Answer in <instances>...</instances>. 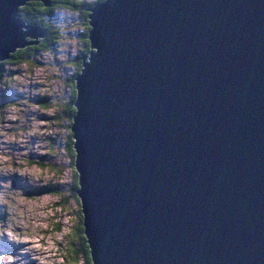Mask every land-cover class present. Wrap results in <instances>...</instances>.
Returning a JSON list of instances; mask_svg holds the SVG:
<instances>
[{"label": "water", "instance_id": "1", "mask_svg": "<svg viewBox=\"0 0 264 264\" xmlns=\"http://www.w3.org/2000/svg\"><path fill=\"white\" fill-rule=\"evenodd\" d=\"M25 3L0 0V61L44 36ZM84 9L69 130L91 263L264 264V0Z\"/></svg>", "mask_w": 264, "mask_h": 264}, {"label": "rangeland", "instance_id": "2", "mask_svg": "<svg viewBox=\"0 0 264 264\" xmlns=\"http://www.w3.org/2000/svg\"><path fill=\"white\" fill-rule=\"evenodd\" d=\"M73 1L78 3L54 6L57 15L48 20L64 29H49L48 50H27L26 60L0 61V234L20 257L3 252L11 264H82L73 258L84 256L75 250L83 246L74 227L82 212L72 188L76 170L67 103L75 70L70 56L82 53L79 39L91 13L84 8L98 2ZM71 108L75 113L76 106Z\"/></svg>", "mask_w": 264, "mask_h": 264}, {"label": "trees", "instance_id": "3", "mask_svg": "<svg viewBox=\"0 0 264 264\" xmlns=\"http://www.w3.org/2000/svg\"><path fill=\"white\" fill-rule=\"evenodd\" d=\"M66 0H50V5L47 6V8H49V11L48 12H41V11H36L38 10V2L37 3H29V8H30V11H27L25 13L21 15H19L21 18H23L25 21H27L29 24L31 25H34V26H41L45 31H46V35L44 37H41L38 39V43L36 44H31L30 45H27L26 47H24L23 49H18L16 52H14L13 54H11V57L5 61H9V62H12L13 60L17 59V58H21L23 60H26L27 59V54H26V51L27 50H41V51H46L48 50L46 45H49V42L48 41V32H49V29L51 30H56V31H59L61 29H64V28H61V27H58V25H55V23L51 20H48V18H53L57 15L56 11H53L54 10V6H56L58 3L60 2H64ZM100 0H96L95 2H99ZM69 4L71 5H75V3H78V1H73V0H69ZM94 2V3H95ZM85 3V2H84ZM83 3V4H84ZM87 3V2H86ZM25 5V4H24ZM23 5V6H24ZM21 6V7H23ZM19 7V9L21 8ZM87 13V12H86ZM87 19V18H86ZM86 30H85V33L83 34V38H80L79 41L81 40L82 41V50H81V54L80 55H77V57H73L72 55L70 56L71 57V62L74 64L75 66V70L71 76V84L70 86L72 87V94L69 95V100H68V106L70 108H68V113H69V118H72V115L74 113V110L73 108H71L74 100H75V97H76V93H75V88H74V78L75 76L78 74V72L80 71L81 69V66H82V58H83V55L85 56L89 50V40L87 39V33H88V30H89V25L86 23ZM68 30V29H66ZM44 44H46L44 46ZM1 64V63H0ZM69 129H70V126L69 125H66ZM72 134L69 132L68 134V137H69V142H68V145L71 146V154H72V158H74V153H73V149H72V144H73V140L71 139V136ZM77 174L75 173V177H74V183H73V190H74V196H76V189L78 188V178H77ZM54 190V189H53ZM77 199V198H76ZM78 201V199H77ZM78 219H79V222H78V225L77 226H74L75 227V231L79 234V238H81V241L83 243V246L81 245L78 248H76V252L77 253H84V256L80 255L79 258H73L74 261H78L79 259L82 260V264H91L90 262V254H89V248H88V245H87V241L85 239V236H84V232H83V220H82V216L80 215L79 213V216H78ZM73 227V229H74Z\"/></svg>", "mask_w": 264, "mask_h": 264}, {"label": "snow or ice", "instance_id": "4", "mask_svg": "<svg viewBox=\"0 0 264 264\" xmlns=\"http://www.w3.org/2000/svg\"><path fill=\"white\" fill-rule=\"evenodd\" d=\"M38 2V7L39 11L41 12H48L49 8L45 7V0H26V3L23 7H21L18 11V15H21L27 11H30L29 8V3H37ZM16 177H12L11 180H16ZM7 187V185H5ZM14 245L8 243V239L6 235L0 234V259H2L5 264H11V257L9 256H2L3 252H8L11 251L12 256H15L17 260L20 259L19 256H16V252L13 250Z\"/></svg>", "mask_w": 264, "mask_h": 264}, {"label": "bare ground", "instance_id": "5", "mask_svg": "<svg viewBox=\"0 0 264 264\" xmlns=\"http://www.w3.org/2000/svg\"><path fill=\"white\" fill-rule=\"evenodd\" d=\"M74 86H75V80H74ZM75 88V87H74ZM75 93H76V89H75ZM75 99H76V97H75ZM75 101V100H74Z\"/></svg>", "mask_w": 264, "mask_h": 264}]
</instances>
